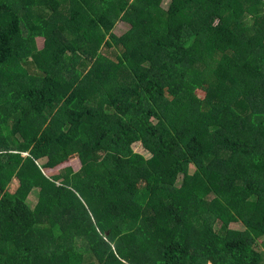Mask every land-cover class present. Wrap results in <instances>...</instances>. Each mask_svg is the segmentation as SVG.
Masks as SVG:
<instances>
[{"label":"trees","instance_id":"16d2710c","mask_svg":"<svg viewBox=\"0 0 264 264\" xmlns=\"http://www.w3.org/2000/svg\"><path fill=\"white\" fill-rule=\"evenodd\" d=\"M162 3L0 0V264H264V0Z\"/></svg>","mask_w":264,"mask_h":264},{"label":"rangeland","instance_id":"374dc122","mask_svg":"<svg viewBox=\"0 0 264 264\" xmlns=\"http://www.w3.org/2000/svg\"><path fill=\"white\" fill-rule=\"evenodd\" d=\"M169 2L170 0H163V3H162V8H167L168 5H169ZM129 28L128 24L124 23V22H121V21H118L113 29V33L115 35H122L124 32L127 31V29ZM40 46H42V42H40ZM133 150L136 152V153H139L141 154L142 156H144L145 158H148L149 157V153L147 151H145L141 145L139 143L133 145ZM53 171H50L48 172L47 174L49 176L53 175ZM181 180H182V176L179 175L178 176V179L176 181V186H179L180 183H181ZM19 187V181L15 180V182L13 183V185L11 186V192L14 193L16 192V190L18 189ZM39 193H40V190L39 189H36L32 192L30 198H29V205L32 209H35L37 203H38V199H39ZM231 227L233 228H236V229H241L242 226L240 224H232Z\"/></svg>","mask_w":264,"mask_h":264}]
</instances>
